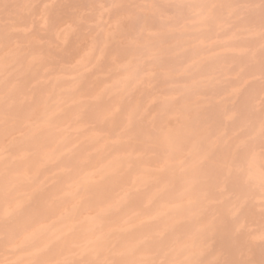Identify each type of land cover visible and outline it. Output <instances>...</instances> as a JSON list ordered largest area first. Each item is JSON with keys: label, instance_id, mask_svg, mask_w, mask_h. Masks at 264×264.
I'll return each mask as SVG.
<instances>
[{"label": "rangeland", "instance_id": "obj_1", "mask_svg": "<svg viewBox=\"0 0 264 264\" xmlns=\"http://www.w3.org/2000/svg\"><path fill=\"white\" fill-rule=\"evenodd\" d=\"M0 264H264V0H0Z\"/></svg>", "mask_w": 264, "mask_h": 264}, {"label": "bare ground", "instance_id": "obj_2", "mask_svg": "<svg viewBox=\"0 0 264 264\" xmlns=\"http://www.w3.org/2000/svg\"><path fill=\"white\" fill-rule=\"evenodd\" d=\"M37 85H38V87H42L43 83L42 82H39ZM94 243H96V242H92V244H93L92 246L96 245ZM165 255H166L165 257H167V254H165Z\"/></svg>", "mask_w": 264, "mask_h": 264}]
</instances>
